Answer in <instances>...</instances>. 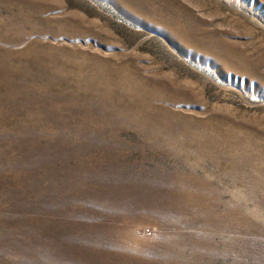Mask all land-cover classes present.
Segmentation results:
<instances>
[{"label":"rangeland","instance_id":"374dc122","mask_svg":"<svg viewBox=\"0 0 264 264\" xmlns=\"http://www.w3.org/2000/svg\"><path fill=\"white\" fill-rule=\"evenodd\" d=\"M0 264H264V0H0Z\"/></svg>","mask_w":264,"mask_h":264}]
</instances>
